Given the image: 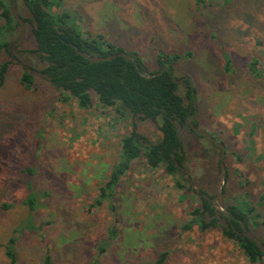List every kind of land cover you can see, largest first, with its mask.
Returning <instances> with one entry per match:
<instances>
[{
  "label": "rangeland",
  "instance_id": "obj_1",
  "mask_svg": "<svg viewBox=\"0 0 264 264\" xmlns=\"http://www.w3.org/2000/svg\"><path fill=\"white\" fill-rule=\"evenodd\" d=\"M17 2L18 13L30 17ZM58 11L75 14L86 35L138 54L150 71L159 69L161 53L178 55L176 76L190 78L197 91L199 129L225 146L226 183L214 142L181 130L186 171L210 195L223 187L222 205L246 193L264 213V0H62ZM35 48L26 25L15 58L0 52V65L11 63L0 87V264L10 263L11 237L15 264H45L46 256L52 264H153L164 253L165 264H264L251 263L220 230L195 224L184 231L200 198L178 190L164 168L151 169L145 159L132 164L113 200L96 206L132 124L153 141L161 132L103 107L94 94L82 109L41 74L45 64ZM253 58L261 78L250 75ZM26 68L34 74L31 89L21 81ZM179 91L184 96L186 87ZM29 167L33 175L24 172ZM29 183L37 194L32 212L25 204Z\"/></svg>",
  "mask_w": 264,
  "mask_h": 264
},
{
  "label": "trees",
  "instance_id": "obj_2",
  "mask_svg": "<svg viewBox=\"0 0 264 264\" xmlns=\"http://www.w3.org/2000/svg\"><path fill=\"white\" fill-rule=\"evenodd\" d=\"M20 1L30 17L23 18L20 14L19 16L29 26L36 41V48L31 52L45 64L41 74L47 75L44 77L61 94L67 99H77L82 109L92 106L94 94L103 107L114 108L124 116L128 113L132 119L150 121L156 124L161 132L160 138L153 141L139 132L136 123L132 124L131 132L122 138L120 160L113 167L108 181L101 187L95 205L101 206L104 201L113 200L116 187L132 164L145 159L151 169L164 168L173 178L178 190L191 191L200 198V205L191 211L193 218L184 225V231L191 230L195 224H198L201 231L220 230L224 238L235 242L243 250L251 263L264 262V254L256 243L242 234V224L256 236L258 235L256 228H260L261 231H263L261 228L264 229V213L258 211L249 195L245 193L235 196L233 201L225 206L229 211V215H226L216 207V197L202 189L186 171L185 164L189 161L181 130H186L193 136H204L196 133L189 123V120H192V124L199 128L197 118L200 109L192 80L183 77L185 80L182 83L174 81L183 79L176 76V64L180 57L161 53L157 58L159 69L150 71L138 54L126 52L102 35L95 37L86 35L77 23L75 14L58 11L62 0ZM0 17L3 20L0 25V52L5 50L15 58L10 52L9 43L12 36L21 32V27L13 13V0L12 4L0 0ZM83 52L104 58L112 55L117 57L112 60L91 62L81 54ZM124 52L134 60L120 56ZM10 65V62L0 65V87L5 83ZM258 67L260 68L257 58H253L248 64L250 75L254 78L262 77L257 75ZM227 68L229 71L230 61ZM145 75L153 77L147 78ZM21 81L27 89L33 87L34 74L30 68L25 69ZM181 84L186 87L184 96L179 91ZM213 144L220 150L218 161L221 172L222 149L216 143ZM24 172L28 175L34 174L30 167ZM28 186L30 193L25 204L32 212L36 209L37 194L31 188V183ZM2 208L8 210L11 205L4 203ZM111 208L115 210L116 206L112 203ZM115 233L116 231L112 230L110 238H113ZM257 237L264 242L263 237L260 235ZM16 243V238L11 237L5 246L9 264L16 263ZM166 257L165 253L162 254L153 264H165ZM45 264H52L50 256H46Z\"/></svg>",
  "mask_w": 264,
  "mask_h": 264
},
{
  "label": "water",
  "instance_id": "obj_3",
  "mask_svg": "<svg viewBox=\"0 0 264 264\" xmlns=\"http://www.w3.org/2000/svg\"><path fill=\"white\" fill-rule=\"evenodd\" d=\"M13 13L15 15V17L17 18L20 27H21V34L20 37L18 39V41L15 43V46L17 45H21V43H23L24 37H25V33H26V24L24 22V20L19 16V13L17 11V2L16 0H13ZM83 56H85L87 59H89L91 62H100V61H106V60H112L114 58L117 57V55H112L111 57H99L98 55H94L91 56L89 54H87L86 52L81 53ZM120 56L125 57L126 59L129 60H134V58L129 57L127 55L126 52L121 53ZM44 75V74H43ZM144 75V74H143ZM45 77H47V75H44ZM147 78H151L153 76L151 75H145ZM185 79L182 80H174L176 83H182L184 82ZM189 123L192 125L194 131L208 139H210L212 142L216 143L221 149H222V154H221V174H222V183L223 185L226 183V178H227V173H226V168L224 165V155H225V146L219 142H217V140L208 132L206 131H201L198 127H196L195 125L192 124V120H189ZM188 179L189 176H188ZM223 191V187H221L220 192L218 194V196H216L215 198V205L218 209H220L222 212H224L226 215H229V211L227 210V208L221 204L220 202V194ZM242 226V234L245 235L246 237H248L251 241H253L254 243H256V245L259 247V249L263 252L264 254V242L262 240H260L248 227H246L244 224L241 225Z\"/></svg>",
  "mask_w": 264,
  "mask_h": 264
},
{
  "label": "flooded vegetation",
  "instance_id": "obj_4",
  "mask_svg": "<svg viewBox=\"0 0 264 264\" xmlns=\"http://www.w3.org/2000/svg\"><path fill=\"white\" fill-rule=\"evenodd\" d=\"M19 39V38H18ZM18 41V40H17ZM16 41V42H17ZM16 42H10L9 43V49H10V52H11V54L12 55H14V54H16V51H19L18 50V48H19V46L20 45H17V46H15V43ZM20 53L22 54V55H29L28 53H26V52H24V51H20ZM31 54V53H30ZM31 70V69H30ZM32 71V70H31Z\"/></svg>",
  "mask_w": 264,
  "mask_h": 264
}]
</instances>
